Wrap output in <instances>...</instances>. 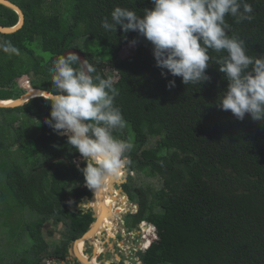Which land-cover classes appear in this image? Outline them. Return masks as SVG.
Masks as SVG:
<instances>
[{
	"label": "trees",
	"instance_id": "trees-1",
	"mask_svg": "<svg viewBox=\"0 0 264 264\" xmlns=\"http://www.w3.org/2000/svg\"><path fill=\"white\" fill-rule=\"evenodd\" d=\"M9 1L21 8L25 22L16 33L0 35V43L10 41L19 49L24 47L23 39L26 43L35 40L46 56L36 58L24 48L28 52L24 59L33 65L27 72L15 74L12 63L19 54L4 52L9 69L0 67V85L17 86L20 92H24L19 88L23 85L54 91L49 68L69 49L82 52L102 77L116 74L113 83L119 95L115 105L126 122L118 131L133 140L145 178L158 182V186L132 185L136 196H141L143 211L148 202L157 231L142 263L264 264V121H254L248 114L238 120L216 106L228 83L219 66L210 61L205 70L210 80L185 85L180 77L161 75L167 70L156 66L152 44L137 32L124 33L117 26L113 33L101 27L102 19H110L116 6L142 15L144 8L153 6L151 0ZM247 2L252 4L254 19L237 23L226 15L231 26L228 34L245 41L248 55H262L264 0ZM0 12V25L17 22L18 16L8 8L0 5ZM127 45L133 46V53L120 58ZM209 54L215 58L224 53L210 50ZM170 80L175 87H167ZM16 96L9 89L0 100ZM50 110L42 98L16 109H0L5 118L0 121V213L11 215L10 200L14 208L27 207L41 216L32 231L33 241L40 237L38 229L46 217L74 218L69 202L74 195L83 194L65 186L84 180L72 163L80 154L67 137H58L44 123ZM11 112L24 113V127L14 128L18 119ZM32 115L36 120H31ZM41 129L43 134L34 138ZM14 145L19 146L16 151L11 150ZM15 155L28 160L19 162ZM83 230L77 227L73 238ZM40 257L41 253L38 260ZM3 261L0 254V264Z\"/></svg>",
	"mask_w": 264,
	"mask_h": 264
},
{
	"label": "clouds",
	"instance_id": "clouds-1",
	"mask_svg": "<svg viewBox=\"0 0 264 264\" xmlns=\"http://www.w3.org/2000/svg\"><path fill=\"white\" fill-rule=\"evenodd\" d=\"M151 3L153 6L144 8L142 15L116 6L110 19H102L101 27L113 33L117 26L124 33L137 32L152 44L156 66L167 70L161 75L180 77L185 85L210 80L205 70L214 61L228 82L216 106L230 111L238 120L248 114L254 121H264V54L248 55L245 41L237 34H228L231 26L225 20L229 15L237 23L251 22L252 4L247 0ZM130 43L134 45L136 41ZM0 50L19 54L10 41L0 43ZM210 50L224 54L214 58ZM49 72L54 91L43 96L51 106L50 118H45L44 123L66 136L68 144L79 152L86 163L79 169L86 186L93 191L102 190L106 183L119 179L131 163L129 153L133 144L113 134L126 123L121 109L115 105L119 93L111 78L96 73L94 65L76 52L60 55ZM167 87H175V81L170 80ZM149 232L153 236L157 233L152 220ZM135 264L142 261L137 257Z\"/></svg>",
	"mask_w": 264,
	"mask_h": 264
},
{
	"label": "flooded vegetation",
	"instance_id": "flooded-vegetation-1",
	"mask_svg": "<svg viewBox=\"0 0 264 264\" xmlns=\"http://www.w3.org/2000/svg\"><path fill=\"white\" fill-rule=\"evenodd\" d=\"M19 9L21 10L20 7ZM22 13L25 22L24 12L22 11ZM2 14L0 12V21ZM0 27L7 26L0 25ZM0 35L4 34L0 33ZM82 55L84 56L83 53ZM84 58L86 59L85 56ZM17 82L19 80L15 81V83ZM13 86L9 89L13 90ZM23 86L19 87L21 90L23 89L22 91H24ZM31 87L37 88L35 86ZM23 93L17 90L15 99ZM3 114L10 117L5 111ZM11 114L18 119L14 123V128L22 127L27 118L23 115L24 113L16 115L11 112ZM4 119L0 113V121ZM31 120H36V117L32 115ZM42 134V129L38 130L34 138ZM113 134L119 139L133 143L131 137H127L123 131L117 130ZM18 148L19 146L14 145L11 150L16 151ZM129 157L131 163L124 170L122 176L117 180L106 183L102 190L93 191L86 186L84 180L65 184L67 188L73 187L78 193L83 192V194L80 197L77 194L74 195L69 202L74 218L65 216L59 219L57 216L52 215L46 217L40 225L38 229L40 241L35 239L31 245L34 249H38L43 245L46 251L41 252V255L46 253L47 256L40 258L37 264H42L50 258L56 264H135L137 257L142 261V255L153 239L149 228L154 214L149 211L148 202H146L145 211L142 210L141 196H136L134 193L135 187H132L137 180H140L141 184V178L149 181L143 173V163L134 153L133 148L129 153ZM76 159H78V163ZM72 163L74 168L78 170L86 166L81 155L73 158ZM24 208L38 215L33 210L27 209V207ZM19 216L16 208H14L11 213V221H15ZM93 224L97 226L94 230L91 228ZM36 227L34 224L26 226L31 238L33 237L32 231H36ZM77 227L84 228V230L78 237L73 238V235L77 233ZM84 235H87L86 239L80 241ZM76 241L77 243L74 244ZM78 243L83 247H78ZM46 264H52V262L48 261Z\"/></svg>",
	"mask_w": 264,
	"mask_h": 264
},
{
	"label": "rangeland",
	"instance_id": "rangeland-1",
	"mask_svg": "<svg viewBox=\"0 0 264 264\" xmlns=\"http://www.w3.org/2000/svg\"><path fill=\"white\" fill-rule=\"evenodd\" d=\"M22 46L20 47L19 50V58L12 63V71L13 73H22V72H27L30 65H33L30 60H25L24 57L27 55L26 50L28 49L30 53H32L36 58H41L43 56H46L44 52L40 49L38 43L33 40L30 43H26V40L23 39ZM93 46V45H92ZM90 46L91 50H94V48ZM25 48V49H24ZM27 52V53H28ZM133 53V46L127 45L122 49V51L119 54L120 58H125L126 56H129ZM0 55H1V65L0 67L9 69L7 66L8 61L5 59L4 52L0 50ZM17 56V57H18ZM109 56V55H108ZM47 58V57H46ZM10 72V71H7ZM112 75L111 79L112 81H115L117 79V76L114 72H110ZM1 83V82H0ZM7 83V82H6ZM18 89L13 86V91L16 92ZM9 93V88L6 86L0 85V95H7ZM25 129H29L28 126L25 127ZM154 141H152V144ZM26 149L30 151V146H26ZM20 156L15 155V159L19 162H25L28 159H21L19 158ZM1 177V175H0ZM135 184L140 185V180H137ZM141 184L142 185H151V186H158V182L155 180H144L141 178ZM158 188V187H156ZM0 206H1V199H0ZM15 203L11 202L10 200H7V208L14 210ZM1 210V207H0ZM17 214L20 216L16 218V221H11V215L6 216L0 213V232L2 230V235L0 236V254H2V263L4 264H37L39 254L41 252L46 251V248L41 245L38 249H34L33 246L31 245L33 239H31V235L28 233L26 226L30 224H34V226H38L40 223L41 216L36 215L29 210H26V208H20L19 206L16 207ZM16 213L14 214V216ZM2 217L4 220H2ZM2 220V221H1ZM13 224L11 225V223ZM3 224V225H2ZM11 225V226H10ZM2 227V229H1ZM49 227H51L49 225ZM38 240V239H36ZM31 245V246H29ZM13 256L10 257V256ZM7 257V259H5Z\"/></svg>",
	"mask_w": 264,
	"mask_h": 264
},
{
	"label": "water",
	"instance_id": "water-1",
	"mask_svg": "<svg viewBox=\"0 0 264 264\" xmlns=\"http://www.w3.org/2000/svg\"><path fill=\"white\" fill-rule=\"evenodd\" d=\"M0 5L8 8L9 10L14 12L18 16V20H17L16 24H14L13 26H10V27H0V33L1 34H13V33L17 32L18 30H20L23 26L24 16H23L22 11L19 9V7L16 6L14 3L8 1V0H0ZM68 51L76 52L82 59H85L84 56L82 55V53L78 50L69 49V50H66L64 53H66ZM22 88H24V93L20 97H18L16 99L0 100V109H13V108L22 107L23 105L29 103L33 99H36V98L44 99L43 96L47 92H49L47 90H43L40 88H33L30 85H24ZM58 136L62 137L64 135H61L60 133H58ZM76 162L78 163V159H76ZM96 227L97 226L95 224H93L91 228L94 230ZM91 232H93V231H91ZM86 236L87 235H84L80 239V241L85 240ZM80 241H78V242H80ZM75 243H77V241L74 242V244Z\"/></svg>",
	"mask_w": 264,
	"mask_h": 264
},
{
	"label": "crops",
	"instance_id": "crops-1",
	"mask_svg": "<svg viewBox=\"0 0 264 264\" xmlns=\"http://www.w3.org/2000/svg\"><path fill=\"white\" fill-rule=\"evenodd\" d=\"M46 256H47L46 253H44V254L41 255L40 258L42 259L43 257H46ZM48 261H51L52 264H56V263H54V260H52L51 258ZM48 261H44L42 264H46Z\"/></svg>",
	"mask_w": 264,
	"mask_h": 264
},
{
	"label": "bare ground",
	"instance_id": "bare-ground-1",
	"mask_svg": "<svg viewBox=\"0 0 264 264\" xmlns=\"http://www.w3.org/2000/svg\"><path fill=\"white\" fill-rule=\"evenodd\" d=\"M79 246H80L81 248L83 247L81 244L78 243V247H79ZM80 251H81V250H80Z\"/></svg>",
	"mask_w": 264,
	"mask_h": 264
}]
</instances>
